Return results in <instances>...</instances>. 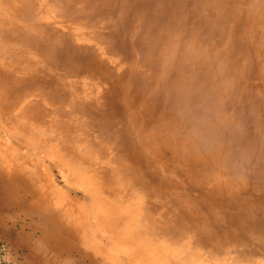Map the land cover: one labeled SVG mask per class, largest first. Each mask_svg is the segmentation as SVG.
I'll return each mask as SVG.
<instances>
[{
  "label": "rangeland",
  "instance_id": "obj_1",
  "mask_svg": "<svg viewBox=\"0 0 264 264\" xmlns=\"http://www.w3.org/2000/svg\"><path fill=\"white\" fill-rule=\"evenodd\" d=\"M0 194V264H264V0H0Z\"/></svg>",
  "mask_w": 264,
  "mask_h": 264
},
{
  "label": "bare ground",
  "instance_id": "obj_2",
  "mask_svg": "<svg viewBox=\"0 0 264 264\" xmlns=\"http://www.w3.org/2000/svg\"><path fill=\"white\" fill-rule=\"evenodd\" d=\"M2 160V159H1ZM63 164V163H62ZM23 165V164H22ZM19 166V165H18ZM27 167V166H26ZM6 168V167H5ZM26 169V168H25ZM27 170V169H26ZM2 171V170H1ZM20 171V170H19ZM32 171H34V170H32ZM16 172V171H15ZM18 172V171H17ZM21 172V171H20ZM25 172V171H24ZM31 172V171H30ZM25 174V173H24ZM32 174V173H31ZM19 175H21L20 173H19ZM36 176V175H35ZM34 176V177H35ZM31 177V176H30ZM18 178V177H17ZM32 178V177H31ZM35 178H37V177H35ZM19 179V178H18ZM27 179V178H26ZM30 179V178H29ZM34 179V178H33ZM38 179V178H37ZM37 181H39V180H37ZM36 181V182H37ZM16 183V182H15ZM21 184H22V182H21ZM26 184V183H25ZM24 184V185H25ZM36 184V183H35ZM40 185V184H39ZM28 186V185H27ZM41 186V185H40ZM20 187V186H19ZM29 187V186H28ZM40 188V187H39ZM25 191H27V190H25ZM31 191V190H30ZM4 192V191H3ZM34 192V191H33ZM30 193V192H29ZM49 194V193H48ZM0 195H2V194H0ZM49 196V195H48ZM57 197V196H56ZM33 198V197H32ZM54 198V197H53ZM36 200V199H35ZM50 200V199H49ZM63 200V199H62ZM8 201V200H7ZM51 201H53V200H51ZM57 201V200H56ZM59 201H61V200H59ZM65 201V200H64ZM41 202V201H40ZM6 203V202H5ZM59 203V202H58ZM21 205V204H20ZM58 205V204H57ZM33 206V205H32ZM35 206V205H34ZM59 206V205H58ZM19 207V206H18ZM17 207V208H18ZM51 207V206H50ZM57 208V207H56ZM59 208V207H58ZM50 209V208H49ZM21 211V210H20ZM18 212H19V210H18ZM23 212V211H22ZM30 212V211H29ZM38 212V211H37ZM16 213V212H15ZM24 213V212H23ZM62 213H64L63 211H62ZM12 214V213H11ZM30 214V213H29ZM49 214V213H48ZM9 215V214H8ZM28 215V214H27ZM33 215V214H32ZM54 215H55V213H54ZM39 216V215H38ZM40 216H42V215H40ZM55 216H57V215H55ZM33 217H35V216H33ZM43 217V216H42ZM58 217V216H57ZM63 217V216H62ZM32 218V217H31ZM39 219V218H38ZM45 219V218H44ZM59 219V218H58ZM34 220H35V218H34ZM16 221V220H15ZM32 221V220H31ZM39 221V220H38ZM45 221V220H44ZM40 222V221H39ZM43 223V222H42ZM45 223V222H44ZM46 224H47V222H46ZM21 225H22V223H21ZM62 225V224H61ZM63 226V225H62ZM10 227V226H9ZM27 228V227H26ZM33 228V227H32ZM0 229H1V226H0ZM41 229V228H40ZM47 229H49V228H47ZM25 230V229H24ZM30 230V229H29ZM56 231H58V230H56ZM38 232V231H37ZM36 232V233H37ZM48 232V231H47ZM62 232V231H61ZM38 233H40V232H38ZM42 233V232H41ZM15 234V233H14ZM30 234V233H29ZM61 234V233H60ZM40 236V235H39ZM38 237V236H37ZM111 238V237H110ZM216 247V246H215ZM220 247V246H219ZM207 249V248H206ZM212 250V249H211ZM79 252V251H78ZM76 253V252H75ZM213 253V252H212ZM216 253V252H215ZM203 254V253H202ZM213 256V255H212ZM86 258V257H85ZM108 262V261H107ZM139 264V263H138Z\"/></svg>",
  "mask_w": 264,
  "mask_h": 264
}]
</instances>
